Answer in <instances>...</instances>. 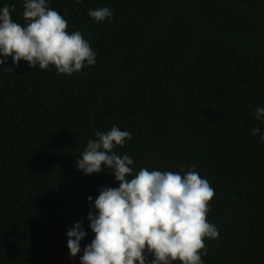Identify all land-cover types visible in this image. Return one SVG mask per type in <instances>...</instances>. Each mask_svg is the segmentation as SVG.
<instances>
[{"label":"trees","instance_id":"16d2710c","mask_svg":"<svg viewBox=\"0 0 264 264\" xmlns=\"http://www.w3.org/2000/svg\"><path fill=\"white\" fill-rule=\"evenodd\" d=\"M24 25L23 0H0ZM96 62L73 73L0 65V264H81L87 216L110 169L76 161L96 131L131 134L114 151L140 168L195 170L215 189L203 264H264V0H48ZM108 7L97 22L89 9ZM260 128L259 135L252 130ZM93 199L88 201L87 197ZM87 235L70 258L67 231ZM173 264H180L174 261Z\"/></svg>","mask_w":264,"mask_h":264},{"label":"clouds","instance_id":"9594fccd","mask_svg":"<svg viewBox=\"0 0 264 264\" xmlns=\"http://www.w3.org/2000/svg\"><path fill=\"white\" fill-rule=\"evenodd\" d=\"M83 3V0H77ZM8 6L0 8V65L8 57L13 65L21 60L30 68L54 66L59 74L71 76L85 65L96 62V53L80 31L69 32L68 20L48 6V0H23L24 25L12 17ZM97 22L111 19L108 7L89 9ZM6 70L12 68L5 66ZM254 118L264 120V107ZM260 128L252 130L259 135ZM76 161L85 174L110 169L118 187H103L88 213V227L94 238L83 248L81 264H203L207 254L205 239H217V227L208 222L209 204L215 189L195 167L183 175L178 172L140 168L134 173V158L117 154L114 149L131 140L128 131L113 125L107 132L96 131ZM264 140V135H260ZM92 201V197H87ZM87 235L83 219L67 233L70 258L81 252V240Z\"/></svg>","mask_w":264,"mask_h":264}]
</instances>
